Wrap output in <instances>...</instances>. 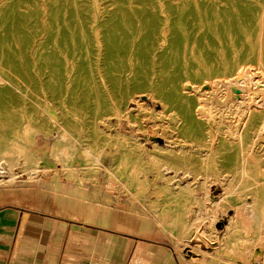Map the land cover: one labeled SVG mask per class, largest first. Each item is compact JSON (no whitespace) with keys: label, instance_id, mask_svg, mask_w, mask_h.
I'll return each instance as SVG.
<instances>
[{"label":"rangeland","instance_id":"374dc122","mask_svg":"<svg viewBox=\"0 0 264 264\" xmlns=\"http://www.w3.org/2000/svg\"><path fill=\"white\" fill-rule=\"evenodd\" d=\"M263 172L264 0H0V188L99 190L190 263L264 264Z\"/></svg>","mask_w":264,"mask_h":264},{"label":"crops","instance_id":"0c3cea01","mask_svg":"<svg viewBox=\"0 0 264 264\" xmlns=\"http://www.w3.org/2000/svg\"><path fill=\"white\" fill-rule=\"evenodd\" d=\"M58 184L0 188V264H198L148 213Z\"/></svg>","mask_w":264,"mask_h":264},{"label":"bare ground","instance_id":"6f19581e","mask_svg":"<svg viewBox=\"0 0 264 264\" xmlns=\"http://www.w3.org/2000/svg\"><path fill=\"white\" fill-rule=\"evenodd\" d=\"M261 54V53H260ZM260 56H262V55H260ZM262 62V61H261ZM262 64H263V62H262ZM258 67H260V66H258ZM261 71V70H260ZM259 72V71H258ZM255 94V93H254ZM255 102V101H254ZM261 105V104H260ZM253 106V105H252ZM257 107V106H256ZM255 109V108H254ZM251 111V110H250ZM255 111V110H254ZM234 128V127H233ZM236 128V127H235ZM239 128V127H238ZM245 129V128H244ZM234 131V130H233ZM237 131V130H236ZM228 132H230V131H228ZM243 132H244V130H243ZM238 133V132H237ZM68 135V134H67ZM237 135V134H236ZM239 136H238V138L240 137V138H242L243 136H241L240 134H238ZM244 135V134H243ZM231 136V135H230ZM64 137V136H63ZM233 138V137H232ZM239 138V139H240ZM243 139H245V138H243ZM67 140V139H66ZM234 140V139H233ZM232 140V141H233ZM235 140H236V138H235ZM242 140V139H241ZM65 141V140H64ZM243 141V140H242ZM246 141V140H245ZM66 142V141H65ZM234 142V141H233ZM237 142V141H236ZM233 144H235V143H233ZM236 146V145H235ZM238 146V145H237ZM241 146H242V144H241ZM237 149V148H236ZM239 152V151H238ZM243 161V160H242ZM243 163V162H242ZM247 166V165H246ZM254 169V168H253ZM239 170V169H238ZM246 170V169H245ZM241 171V170H240ZM262 171V170H261ZM245 172H243V174H244ZM264 173V172H263ZM240 174H241V172H240ZM247 174V173H246ZM242 175V174H241ZM245 175V174H244ZM262 175H264V174H262ZM249 176V175H248ZM255 176V175H254ZM243 177V176H242ZM245 177V176H244ZM251 177V176H250ZM247 178V177H246ZM255 178V177H254ZM240 179V178H239ZM255 181V180H254ZM257 183V182H256ZM259 184V183H258ZM251 187V186H250ZM171 201V200H170ZM235 209H237V208H235ZM236 212H238V211H236ZM202 215V214H201ZM240 215H241V213H240ZM248 215V214H247ZM239 217V216H238ZM240 218V217H239ZM244 218H246V216L244 217ZM236 219H237V217H236ZM241 220V219H240ZM247 220H249V219H247ZM249 222V221H248ZM248 224V223H247ZM259 235V234H258ZM255 239V238H254ZM254 241V240H253ZM264 242V241H263ZM254 243V242H253ZM194 258H195V256H196V253H194L193 251H188ZM264 257V256H263ZM197 259V258H196ZM196 259L194 260V261H196Z\"/></svg>","mask_w":264,"mask_h":264}]
</instances>
